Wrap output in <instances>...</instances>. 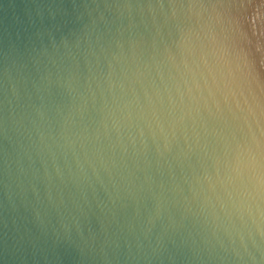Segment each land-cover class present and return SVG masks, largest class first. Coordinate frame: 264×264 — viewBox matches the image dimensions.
Returning <instances> with one entry per match:
<instances>
[{
    "label": "water",
    "instance_id": "water-1",
    "mask_svg": "<svg viewBox=\"0 0 264 264\" xmlns=\"http://www.w3.org/2000/svg\"><path fill=\"white\" fill-rule=\"evenodd\" d=\"M0 264H264V0H0Z\"/></svg>",
    "mask_w": 264,
    "mask_h": 264
}]
</instances>
